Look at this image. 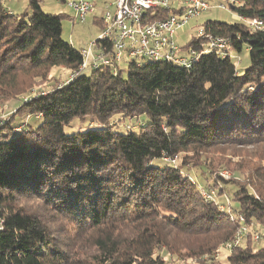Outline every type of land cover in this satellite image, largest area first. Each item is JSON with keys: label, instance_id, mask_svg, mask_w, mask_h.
<instances>
[{"label": "trees", "instance_id": "1", "mask_svg": "<svg viewBox=\"0 0 264 264\" xmlns=\"http://www.w3.org/2000/svg\"><path fill=\"white\" fill-rule=\"evenodd\" d=\"M41 3L15 14L0 0L1 110L18 102L8 118L0 111V264H223L211 256L222 243L244 225L264 229V30L248 23L264 22V0L230 3L242 21L203 25L230 39L232 55L203 53L190 68L130 64L126 75L100 66L59 87L51 71H75L83 58L63 38L65 15ZM93 21L103 28L102 17ZM207 39L184 48L201 50ZM245 51L250 64L239 73L233 55ZM50 81L49 93H28ZM24 116L41 121L14 130ZM143 116L138 128L120 125ZM75 121L99 126L68 132ZM248 147L257 150L246 155ZM180 154L182 165L247 173L213 186L220 196L236 187L229 210L207 202L181 168L157 163ZM226 259L264 264V243L250 234Z\"/></svg>", "mask_w": 264, "mask_h": 264}, {"label": "built area", "instance_id": "2", "mask_svg": "<svg viewBox=\"0 0 264 264\" xmlns=\"http://www.w3.org/2000/svg\"><path fill=\"white\" fill-rule=\"evenodd\" d=\"M66 4L73 10L74 18L81 22L95 15L97 10L96 5L88 0H67ZM210 8V0L107 1L102 15V32L87 47L80 49L83 62L66 83L78 74L100 66L111 67L115 74L122 69L123 63L141 67L149 61H167L190 68L203 53L217 51L221 57L232 55L230 39L205 34L204 27L199 29L200 35L208 38L203 49L184 48L176 43L177 31ZM160 10H167L166 15L157 18ZM248 23L254 31L264 30V22L259 19H252ZM200 192L207 202L215 201V192L207 188H201ZM239 220L245 222L242 217ZM248 233L249 228L242 226L235 239L224 244L225 249L232 251Z\"/></svg>", "mask_w": 264, "mask_h": 264}, {"label": "rangeland", "instance_id": "3", "mask_svg": "<svg viewBox=\"0 0 264 264\" xmlns=\"http://www.w3.org/2000/svg\"><path fill=\"white\" fill-rule=\"evenodd\" d=\"M92 1L96 7V13L98 17H102L104 13V2L105 1H112V0H88ZM211 8L200 15L199 17L192 18L185 24V26L181 29H179L176 33V43L180 47H185L194 36H199L201 33L199 29L203 27L205 22L208 20H214V21H223L228 23H234L238 21H242V18L238 16L234 12V10L231 8L230 3H232V0H210ZM221 3H224V6H221ZM5 6L11 10L15 14L22 13L24 11H28L31 13V9L29 7V0H4ZM42 9L47 13H55V14H64L65 18L63 20V38L67 40L68 42L72 43L77 49H82L84 47H87L89 43L94 41L99 37V35L102 32V27L93 21V16H89L85 21L81 22L74 18L73 10L66 4V2H63L62 0H42ZM233 60L236 63L237 70L239 73H243L247 66L250 64V58L249 53L247 51L233 55ZM128 63L122 64V70L124 75L128 73ZM73 73V71H68L64 68H54L51 71V75L58 80L52 81L56 83V87H59L66 83V81L70 78V75ZM54 79V78H53ZM55 80V79H54ZM51 81L46 85H40L38 87H33L29 90V94H32L34 97L37 96V94H46L49 93L52 90V87L50 84H54ZM18 102H12L6 104L0 111H2L1 115L4 119L8 118L16 109ZM144 119L147 120L145 116L141 117L136 123H120L121 126L125 127L126 129L131 128H138L140 126ZM40 118H31L29 116L21 117V120L18 121L19 124L15 125L14 130L20 132L23 128V125L28 127V124L32 125L33 127L37 126L40 123ZM96 127L99 126L97 123L90 121L86 122H78L75 121L71 127L66 128L68 132L76 131L78 129H81L83 127ZM257 150L255 147H248L243 149V152L245 151L246 155H253V151ZM242 153V152H240ZM239 153V154H240ZM182 157L183 155H176L173 159L166 158L167 160L163 159L162 161H158L157 163L160 165H166L171 162L172 165L176 166L177 168H181L182 172L187 175L190 180L197 184L198 187L201 188H207L208 190H211L212 192H215L216 199L214 202L218 203L220 207H224V209L229 210L230 206L232 205V193L236 189L235 186L227 185V192L228 194L219 195V185L216 186L214 189V184L216 183L217 179L223 178L225 180L234 178V179H240L244 180L248 178L247 173H241L239 171H232L227 166H221L217 170H215L214 173L211 172L209 167L206 165H195L194 162H187L185 165H182ZM225 157L228 159H231L232 161L239 160V156L231 153V151H226ZM170 161V162H169ZM259 164L263 166L264 168V158L260 159ZM223 186V184H220V186ZM249 233L244 237H248L250 234L254 235L255 241H257L258 245L264 243V239L262 238V233L264 231L263 227L257 224L249 225ZM256 236H258V239H256ZM226 242L222 243L218 249L211 255L215 261L221 260L223 264H227V255L231 253V251L225 249L224 244ZM167 259H171L170 256L162 251ZM206 258V257H205ZM201 260V259H200ZM183 261V260H182ZM202 261V260H201ZM199 262V259H194L191 264H197ZM169 264H182L181 261H169Z\"/></svg>", "mask_w": 264, "mask_h": 264}, {"label": "crops", "instance_id": "4", "mask_svg": "<svg viewBox=\"0 0 264 264\" xmlns=\"http://www.w3.org/2000/svg\"><path fill=\"white\" fill-rule=\"evenodd\" d=\"M106 3V2H105ZM105 5V4H104Z\"/></svg>", "mask_w": 264, "mask_h": 264}]
</instances>
